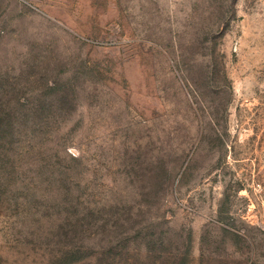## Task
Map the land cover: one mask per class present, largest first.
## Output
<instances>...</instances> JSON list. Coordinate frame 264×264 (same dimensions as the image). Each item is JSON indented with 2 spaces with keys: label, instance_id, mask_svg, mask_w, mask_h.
<instances>
[{
  "label": "rangeland",
  "instance_id": "rangeland-1",
  "mask_svg": "<svg viewBox=\"0 0 264 264\" xmlns=\"http://www.w3.org/2000/svg\"><path fill=\"white\" fill-rule=\"evenodd\" d=\"M0 264H264V0H0Z\"/></svg>",
  "mask_w": 264,
  "mask_h": 264
},
{
  "label": "trees",
  "instance_id": "trees-1",
  "mask_svg": "<svg viewBox=\"0 0 264 264\" xmlns=\"http://www.w3.org/2000/svg\"><path fill=\"white\" fill-rule=\"evenodd\" d=\"M69 252H70V253H73L72 250L68 251V253H69Z\"/></svg>",
  "mask_w": 264,
  "mask_h": 264
}]
</instances>
